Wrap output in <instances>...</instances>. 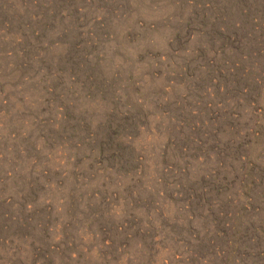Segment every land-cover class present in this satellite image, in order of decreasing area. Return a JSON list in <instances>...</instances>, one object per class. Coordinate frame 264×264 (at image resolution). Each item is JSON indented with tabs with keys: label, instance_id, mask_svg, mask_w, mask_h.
<instances>
[{
	"label": "rangeland",
	"instance_id": "374dc122",
	"mask_svg": "<svg viewBox=\"0 0 264 264\" xmlns=\"http://www.w3.org/2000/svg\"><path fill=\"white\" fill-rule=\"evenodd\" d=\"M0 264H264V0H0Z\"/></svg>",
	"mask_w": 264,
	"mask_h": 264
}]
</instances>
